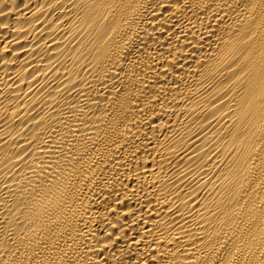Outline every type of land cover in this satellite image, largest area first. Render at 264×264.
<instances>
[{
    "label": "bare ground",
    "instance_id": "6f19581e",
    "mask_svg": "<svg viewBox=\"0 0 264 264\" xmlns=\"http://www.w3.org/2000/svg\"><path fill=\"white\" fill-rule=\"evenodd\" d=\"M0 264H264V0H0Z\"/></svg>",
    "mask_w": 264,
    "mask_h": 264
}]
</instances>
